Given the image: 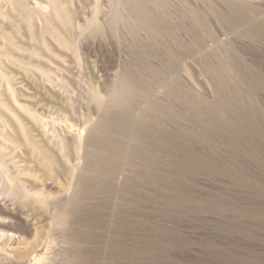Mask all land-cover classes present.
<instances>
[{"label": "rangeland", "instance_id": "374dc122", "mask_svg": "<svg viewBox=\"0 0 264 264\" xmlns=\"http://www.w3.org/2000/svg\"><path fill=\"white\" fill-rule=\"evenodd\" d=\"M35 1L0 0V264H264V0Z\"/></svg>", "mask_w": 264, "mask_h": 264}, {"label": "bare ground", "instance_id": "6f19581e", "mask_svg": "<svg viewBox=\"0 0 264 264\" xmlns=\"http://www.w3.org/2000/svg\"><path fill=\"white\" fill-rule=\"evenodd\" d=\"M33 1V0H32ZM37 1V0H36ZM36 1L34 2V3H36ZM40 2V1H39ZM43 2V1H42ZM29 3V2H28ZM46 3H38V1H37V3H36V5L37 6H39V7H42V9H44L45 10V7H47L48 6V2H47V6L45 5ZM50 5H52V8L54 7V9L56 10V12H58V14H61V13H65V12H67L69 9L68 8H70V7H67V5H61V3H52L51 4V2L49 3ZM66 4V3H65ZM26 5V4H25ZM20 6V5H19ZM24 6V5H23ZM23 6H21V8L23 7ZM31 6H33V4L31 5ZM30 6V7H31ZM27 7H29V5H26V8ZM24 8H25V6H24ZM32 8V7H31ZM49 8H51V7H49ZM48 8V9H49ZM23 9V8H22ZM28 9V8H27ZM34 9V8H33ZM47 9V8H46ZM66 14V13H65ZM67 16V15H66ZM65 16V21H69V18H70V16H69V18L67 19V17ZM60 17H63L62 15H60ZM64 18V17H63ZM63 23H64V20L62 21ZM56 29V28H55ZM55 33V32H54ZM59 33V32H58ZM56 34L57 35V38L58 39H61V38H63V37H61L59 34ZM15 100V99H14ZM13 100V101H14ZM3 101V100H2ZM1 101V102H2ZM16 101V100H15ZM4 103V102H3ZM14 105V104H13ZM25 106V105H24ZM9 107V106H8ZM21 107V106H20ZM12 109V108H11ZM14 109V108H13ZM32 110V109H31ZM14 112V111H13ZM34 112V111H33ZM11 113V112H10ZM3 114V113H2ZM21 115V114H20ZM15 118H17V117H15ZM33 118V117H32ZM36 118V117H35ZM12 121H14V120H12ZM11 122V121H10ZM40 122H42V124H44L43 123V120L42 121H40ZM34 123V122H33ZM39 123V122H38ZM47 123V122H46ZM45 123V124H46ZM2 124V123H1ZM12 124V123H11ZM48 124V123H47ZM17 125V124H16ZM22 125V124H21ZM24 125V124H23ZM51 126H52V124H50ZM13 126V125H12ZM15 126V125H14ZM26 126V125H25ZM44 126V125H43ZM49 126V125H48ZM11 127V126H10ZM18 127V126H17ZM21 127V126H20ZM38 127V126H37ZM53 127V126H52ZM19 128V127H18ZM18 128H16L17 130H18ZM22 128V127H21ZM39 128V127H38ZM44 128H46V127H44ZM51 128V127H50ZM65 128V127H64ZM14 129V128H13ZM23 129V128H22ZM26 129V128H25ZM24 129V130H25ZM47 129V128H46ZM53 129H54V131L56 130L55 129V126L53 127ZM62 129V128H61ZM67 129V128H66ZM1 131H2V129H0ZM32 130V129H31ZM33 130H34V128H33ZM51 131H52V133H55V132H53V130L52 129H50ZM70 130V129H69ZM9 131V130H8ZM8 131H7V133H8ZM13 131H15V129L13 130ZM20 131V130H19ZM28 131H29V129H28ZM48 131V130H47ZM47 131H45V132H47ZM62 131V130H61ZM63 131H64V129H63ZM42 132V131H41ZM40 132V133H41ZM68 132V131H67ZM39 133V134H40ZM48 133H49V131H48ZM51 133V132H50ZM6 134V133H5ZM4 134V135H5ZM12 134H14L13 132H12ZM20 134H21V132H20ZM27 134H30V133H27ZM34 134V133H33ZM1 135V134H0ZM38 135V134H37ZM49 135V134H48ZM55 135V136H54ZM53 135V139H55L56 138V134H54ZM12 136V135H11ZM17 136V135H16ZM30 136V135H29ZM15 137V136H14ZM20 137V136H19ZM15 139H16V137H15ZM28 139H29V137H28ZM51 139H52V137H51ZM20 140H22V137H21V139ZM36 140V139H35ZM43 140V139H42ZM41 140V141H42ZM47 140V139H46ZM38 141V140H37ZM29 142H30V145L31 144H35L34 142H31V139L29 140ZM48 142V141H47ZM7 143V142H6ZM24 144H26V143H24ZM10 145V144H9ZM8 145V146H9ZM42 145V144H41ZM71 145H72V143H71ZM22 146V145H21ZM44 146V145H43ZM14 147V146H13ZM4 148V147H3ZM18 148V147H17ZM67 148H69V147H67ZM44 149V148H43ZM71 149H72V147H71ZM73 149H74V145H73ZM7 150V149H6ZM12 150H13V148H12ZM11 151V150H10ZM27 151V150H26ZM71 151V150H70ZM69 151V152H70ZM28 152V151H27ZM31 151H29V153H30ZM45 152V151H44ZM36 153V152H35ZM72 153V152H71ZM33 154V153H32ZM37 154V153H36ZM45 154V153H44ZM42 155V154H41ZM35 156V155H34ZM73 156V155H72ZM52 157H53V155H52ZM73 159V158H72ZM10 160V159H9ZM41 160V159H40ZM55 160V159H54ZM71 160V159H70ZM46 161V160H45ZM40 162V161H39ZM54 162V161H53ZM72 162V161H71ZM50 163V162H49ZM45 165V164H44ZM45 167H47V166H45ZM40 168V167H39ZM44 172H46L45 170H44ZM48 173V172H47ZM51 178H53L52 176H51ZM32 187V186H31ZM34 187V186H33ZM109 187V186H108ZM104 189V188H103ZM106 189H108L107 187L105 188V190ZM110 189V188H109ZM36 190V189H35ZM41 190V189H40ZM7 226H10V225H7ZM7 229V228H6ZM3 230H5V229H3ZM14 232V231H13ZM11 233V232H10ZM15 237V236H14ZM13 237V238H14ZM10 238V237H9ZM7 240V239H6ZM9 240V239H8ZM89 253V251L88 250H86V252L84 253V254H88ZM84 258H86V257H84Z\"/></svg>", "mask_w": 264, "mask_h": 264}]
</instances>
